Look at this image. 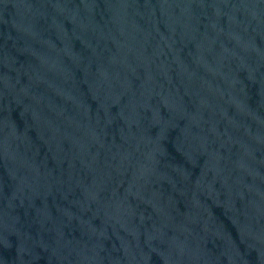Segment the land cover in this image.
<instances>
[{
    "label": "water",
    "instance_id": "95a60500",
    "mask_svg": "<svg viewBox=\"0 0 264 264\" xmlns=\"http://www.w3.org/2000/svg\"><path fill=\"white\" fill-rule=\"evenodd\" d=\"M0 264H264V0H0Z\"/></svg>",
    "mask_w": 264,
    "mask_h": 264
}]
</instances>
